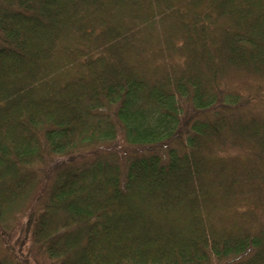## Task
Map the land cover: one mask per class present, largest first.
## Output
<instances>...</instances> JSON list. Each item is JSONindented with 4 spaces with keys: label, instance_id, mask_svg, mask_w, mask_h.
Returning <instances> with one entry per match:
<instances>
[{
    "label": "trees",
    "instance_id": "1",
    "mask_svg": "<svg viewBox=\"0 0 264 264\" xmlns=\"http://www.w3.org/2000/svg\"><path fill=\"white\" fill-rule=\"evenodd\" d=\"M263 102L264 0H0V264H264Z\"/></svg>",
    "mask_w": 264,
    "mask_h": 264
},
{
    "label": "rangeland",
    "instance_id": "2",
    "mask_svg": "<svg viewBox=\"0 0 264 264\" xmlns=\"http://www.w3.org/2000/svg\"><path fill=\"white\" fill-rule=\"evenodd\" d=\"M250 84H253V85L250 86ZM228 87H229V90L237 91L240 94L249 96L255 89V81H253L252 79H248V80H240L237 82H230ZM242 100L243 99L241 97L238 98V101H242ZM243 107H246L247 111L264 110V102L263 103H247L243 105ZM182 112H183V109H182ZM118 139H119V143L121 144V148L124 149V146L126 144L123 143L121 137H119ZM12 242H17L16 237L13 236L11 233H7L5 230L0 229V250L13 252V248L10 247V245H12ZM11 254H14V253H11ZM20 254H21V250H20Z\"/></svg>",
    "mask_w": 264,
    "mask_h": 264
}]
</instances>
